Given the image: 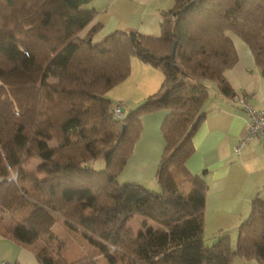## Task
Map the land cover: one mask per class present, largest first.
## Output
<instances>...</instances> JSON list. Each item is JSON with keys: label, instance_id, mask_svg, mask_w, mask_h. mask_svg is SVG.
Masks as SVG:
<instances>
[{"label": "trees", "instance_id": "trees-1", "mask_svg": "<svg viewBox=\"0 0 264 264\" xmlns=\"http://www.w3.org/2000/svg\"><path fill=\"white\" fill-rule=\"evenodd\" d=\"M90 1L0 0V208L19 195L32 212L56 215L98 249L73 261L36 249L39 264H102L101 257L107 264H231L236 255L264 264V199H253L234 247L227 233L206 244L207 184L185 167L204 116L202 81L234 95L222 76L237 61L228 32L248 46L264 75V0H177L162 15L160 35L116 29L97 42V27L79 36L93 17L82 9ZM133 56L159 68L163 81L119 119L106 92L127 77ZM159 111H166L154 177L160 192L120 183L142 117ZM41 136L54 142L45 149ZM35 156L46 158L43 179L23 167ZM97 160L100 168L92 165ZM171 172L184 176L188 194ZM135 219L143 230L130 228ZM33 220L30 213L9 233L32 244L54 224Z\"/></svg>", "mask_w": 264, "mask_h": 264}, {"label": "crops", "instance_id": "crops-1", "mask_svg": "<svg viewBox=\"0 0 264 264\" xmlns=\"http://www.w3.org/2000/svg\"><path fill=\"white\" fill-rule=\"evenodd\" d=\"M176 2L92 0L82 7L84 11L92 10L93 17L79 32V36L86 37L94 27H97L91 36L94 42L116 29L158 36L163 13L172 9ZM227 36L235 46L237 61L224 70L222 76L235 96L223 94L216 81L209 83L207 98L201 108L204 116L192 136L194 152L185 167L189 173L201 175L207 184L203 211L205 243L211 244L213 239L227 233L234 247L238 226L247 218L253 199H264V139L253 137L238 152L234 150L245 134L249 120L237 98L244 97L253 109L264 108V75L248 46L233 32H228ZM131 61L132 66L138 64L142 71L145 70L136 59L132 58ZM158 72L153 70L157 77ZM133 80L134 73L131 70L125 79L106 92L113 105L119 104L124 111L146 97L147 92L135 90L142 86V77L136 80L130 91ZM155 90L153 88L149 93ZM165 114L166 111H159L142 117L139 138L120 173V182L154 183L157 163L164 148L161 123ZM183 179V175L174 173L170 181L173 184L180 183V189L188 194L191 186L182 182ZM3 259L19 264H39L36 250L31 244L22 243L9 231L0 229V260ZM231 264L259 263L255 259L236 255Z\"/></svg>", "mask_w": 264, "mask_h": 264}, {"label": "rangeland", "instance_id": "rangeland-1", "mask_svg": "<svg viewBox=\"0 0 264 264\" xmlns=\"http://www.w3.org/2000/svg\"><path fill=\"white\" fill-rule=\"evenodd\" d=\"M132 58L136 59L138 61V63H142L141 65L143 67H145V70L142 71L138 64L132 66L131 65L132 61H130V71L132 70L134 73V80L132 81V84L130 86V91L133 90L136 80L141 79V77H142V86H140V89L138 88L135 90H136V92L137 91H139V92L144 91L147 93H146V97L142 101L131 105V107H130L131 109L137 107L139 104H142V102L148 96L155 94L161 88L162 81H163V73L159 68H157L156 66H154L150 63L141 62L137 56H133ZM132 58H131V60H132ZM145 65L148 67H146ZM149 67L151 68L150 71H149ZM153 70L157 71V72L160 71V73L158 72L159 74H157L158 77L155 76V74H153ZM11 74L14 77H20V78H23L22 76H24L22 73H20L17 70H13L11 72ZM161 74H162V78H161ZM48 82L54 83V82H56V78L50 77L48 79ZM206 82H208V84H206ZM211 82H212L211 80H203L202 86L205 89H207V91H208V89L210 87L209 83H211ZM155 87H157L156 90H155ZM153 88L155 91H152V93H149L150 90H152ZM111 103L113 105V102H111ZM114 105H113V107H114ZM39 141L42 143V147H44L45 149L47 148V145L49 146L50 144H52L54 142L53 140H49L45 136L39 137ZM45 160H46V158H44V157H36V156L31 157L29 159V161H27L24 164L23 167L25 170L30 171L32 173H35L37 175V177L43 179V178L47 177V168L45 166ZM102 164H103V160H97V161L93 162L92 165L94 168H100V166ZM169 174L173 176L174 173L171 172ZM119 177H121V176H119ZM119 182H120V180H119ZM120 183H123V182H120ZM141 186H143V188H146V189H151L155 192H160V187H159V184L157 183L156 180L154 181V183L144 182L141 184ZM157 186H158V188H157ZM30 213L33 214V218H34L33 222H35V223L48 221L50 219H52L54 221V224L51 227V229L49 231H46V232L40 234V236L37 238V240L31 244V246H33L35 248V250L36 249L40 250L41 248H46L52 254H60L61 256H63V258H65L68 261H73V260H76L77 258H79L83 255H90L93 253L96 254L98 252V249L91 246L87 241H85L83 236L79 232H74V231L67 229V227L64 226V224H62L61 218H58L56 215L51 216V218H50V217H47V214H44V215L42 214L41 216H39L38 214H35L34 212H32L31 205L29 203L25 202L22 199V197L19 195H16L12 199L8 200L5 207L0 208V229L8 232L10 227L14 223H16L18 221H22L23 218H25ZM149 225H151V224L148 223V226ZM129 226L134 232H138V231L144 229L141 226V220L140 219L132 220L129 223ZM99 260L102 264H107V261L104 257L99 258ZM115 264H124V261L119 259Z\"/></svg>", "mask_w": 264, "mask_h": 264}, {"label": "built area", "instance_id": "built-area-1", "mask_svg": "<svg viewBox=\"0 0 264 264\" xmlns=\"http://www.w3.org/2000/svg\"><path fill=\"white\" fill-rule=\"evenodd\" d=\"M238 102L245 108L249 120L246 123V131L243 137L238 141L235 152H238L242 145L247 143L253 137H260L264 139V108L262 109H253V107L246 101L244 97L237 98ZM113 114L116 118L121 119L123 117L122 107L119 104H116L112 108ZM15 177H13L14 179ZM0 264H19L17 262L3 259L0 260Z\"/></svg>", "mask_w": 264, "mask_h": 264}, {"label": "water", "instance_id": "water-1", "mask_svg": "<svg viewBox=\"0 0 264 264\" xmlns=\"http://www.w3.org/2000/svg\"><path fill=\"white\" fill-rule=\"evenodd\" d=\"M191 4V3H190ZM188 6V5H187ZM175 48H176V42H174V44H173V51L175 50ZM122 111L124 112V109H122Z\"/></svg>", "mask_w": 264, "mask_h": 264}]
</instances>
